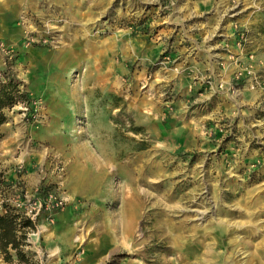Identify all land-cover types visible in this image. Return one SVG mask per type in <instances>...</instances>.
I'll list each match as a JSON object with an SVG mask.
<instances>
[{"label": "rangeland", "instance_id": "374dc122", "mask_svg": "<svg viewBox=\"0 0 264 264\" xmlns=\"http://www.w3.org/2000/svg\"><path fill=\"white\" fill-rule=\"evenodd\" d=\"M9 82L0 264H264V0H0Z\"/></svg>", "mask_w": 264, "mask_h": 264}, {"label": "trees", "instance_id": "16d2710c", "mask_svg": "<svg viewBox=\"0 0 264 264\" xmlns=\"http://www.w3.org/2000/svg\"><path fill=\"white\" fill-rule=\"evenodd\" d=\"M18 89L13 82L0 85V126L6 123V110L20 102H29L28 95ZM35 226L34 221L18 209L6 206L5 213L0 215V256L5 262L12 263L14 258L18 262L29 260V252L26 253L25 249L30 247L28 235Z\"/></svg>", "mask_w": 264, "mask_h": 264}, {"label": "built area", "instance_id": "2783aa9c", "mask_svg": "<svg viewBox=\"0 0 264 264\" xmlns=\"http://www.w3.org/2000/svg\"><path fill=\"white\" fill-rule=\"evenodd\" d=\"M48 199H51V202L50 203H48L47 202V200ZM46 201H42V200H39L38 202H37V205H38V208H33V209H29L28 211H26V212H24V211H20L18 208V210L21 212V213H23L26 217H28L30 220H32V221H35L36 220V217L39 215V213L44 209V210H49L50 208H51V206L52 207H54V205L55 206H57L58 205V203H57V201H55V202H52V195L51 196H49V198H48Z\"/></svg>", "mask_w": 264, "mask_h": 264}, {"label": "bare ground", "instance_id": "6f19581e", "mask_svg": "<svg viewBox=\"0 0 264 264\" xmlns=\"http://www.w3.org/2000/svg\"><path fill=\"white\" fill-rule=\"evenodd\" d=\"M193 231V230H192ZM122 237V236H121ZM184 239V238H183ZM175 240V239H174ZM177 240V239H176ZM174 242V241H173ZM170 243V242H169ZM120 246V245H119ZM176 248V247H175ZM177 249V248H176Z\"/></svg>", "mask_w": 264, "mask_h": 264}]
</instances>
